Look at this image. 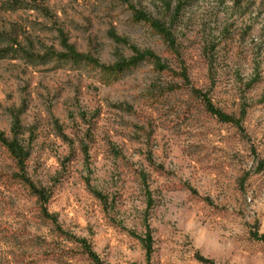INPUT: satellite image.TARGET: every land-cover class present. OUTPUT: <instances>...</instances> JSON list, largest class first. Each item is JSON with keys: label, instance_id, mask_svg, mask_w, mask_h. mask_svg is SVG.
<instances>
[{"label": "rangeland", "instance_id": "374dc122", "mask_svg": "<svg viewBox=\"0 0 264 264\" xmlns=\"http://www.w3.org/2000/svg\"><path fill=\"white\" fill-rule=\"evenodd\" d=\"M133 10L167 23L175 46ZM64 37L104 64L138 50L167 69L144 62L104 85L90 66L24 53L62 52ZM4 49L0 129L12 138L21 111L31 156L21 170L0 144V264H94L25 176L52 190L49 211L103 264H264V0H0ZM194 90L245 110L243 129Z\"/></svg>", "mask_w": 264, "mask_h": 264}, {"label": "trees", "instance_id": "16d2710c", "mask_svg": "<svg viewBox=\"0 0 264 264\" xmlns=\"http://www.w3.org/2000/svg\"><path fill=\"white\" fill-rule=\"evenodd\" d=\"M111 1H118L125 4L129 3V0H111ZM181 2L176 7L175 14H177ZM133 17L135 21L144 22L151 26V28L159 34L162 38H164L170 45L175 46V34L173 30L168 26L167 23L163 22L160 19L151 18L147 14L139 10H133ZM113 38L117 42H121V38L113 36ZM122 42H125L122 40ZM63 51L62 52H55V51H48L42 55L36 54L33 52H24L26 57L29 61L35 64H45L50 59H58L59 61H67L71 62L74 65H87L90 66L100 73L101 81L104 85H111L121 79L126 73L132 71L133 69L137 68L144 62H152L154 65L160 70L165 71L167 69L161 63L160 58L155 55L153 52L146 51H136L135 55L129 59H123L114 64H104L101 63L100 60L89 53H83L76 49V47L71 44L67 38H63L61 42ZM11 50L4 49L0 50L1 53L7 54ZM17 51V50H14ZM209 66L210 70L213 71L214 68V58L211 55L209 58ZM195 93L203 99L206 109L214 116H216L220 121L225 123H230L237 126L239 129H243V120L246 116V111L243 110L241 117L237 118L234 115L227 114L224 111L218 109L212 103L209 95L207 93L202 92L201 90H194ZM21 111L17 112L16 110L11 111L12 115V138L7 136V134L0 129V144L5 146L14 159L17 161L18 166L21 170L25 169V165L27 160L31 156V150L29 145L25 144L21 139L22 135V121H21ZM26 184L30 187L34 196H36L38 202L41 204L42 213L45 218L50 220L57 226V229L63 233L68 239L75 241L76 243L80 244L85 253L88 255L90 260L94 264H103L98 256V254L94 251L91 244L88 243L86 239L78 238L73 234H69L65 232L59 224L58 216L54 213H51L48 209V204L53 196L52 190L47 189L45 187L36 186L32 183L30 178L24 177L23 178ZM100 199H103V196L100 193L94 192ZM256 239L264 241V234L258 235L256 234ZM144 246L147 250L148 258L151 257L153 253V239H152V231L150 227L147 228V234L144 239ZM199 260L205 263H211V260L203 257L198 256Z\"/></svg>", "mask_w": 264, "mask_h": 264}]
</instances>
